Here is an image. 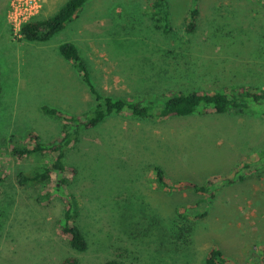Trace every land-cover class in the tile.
I'll list each match as a JSON object with an SVG mask.
<instances>
[{"label":"rangeland","instance_id":"rangeland-1","mask_svg":"<svg viewBox=\"0 0 264 264\" xmlns=\"http://www.w3.org/2000/svg\"><path fill=\"white\" fill-rule=\"evenodd\" d=\"M67 1L44 0L34 20L53 16ZM152 1L90 0L48 42L30 43L12 31L9 0H0V264H60L67 255L80 264L115 258L124 264H204L214 246L229 264H252L264 253V117L253 111L210 110L160 121L124 113L84 131L69 158L81 181L91 180L78 214L90 243L86 254L77 255L58 236L62 203L40 201L48 188L18 183L20 173L51 159H17L10 143L25 144L31 132L46 143L61 133V122L41 108L82 115L93 105L78 70L59 55L64 43L80 48L96 84L110 96L156 97L234 84L264 88V1L199 0L198 27L190 35L184 18L192 0H169L173 30L167 35L149 20ZM160 67L190 72L183 80H158ZM153 167L165 171L169 189L157 184ZM210 182L212 199L179 187ZM128 197L132 202L121 200ZM203 200L209 201L200 207L208 211L204 219L185 224L176 218V209ZM143 205L149 216L142 223L154 220L162 230L155 245L135 241L138 234L129 237L106 210L115 208L114 217L125 221Z\"/></svg>","mask_w":264,"mask_h":264},{"label":"trees","instance_id":"trees-1","mask_svg":"<svg viewBox=\"0 0 264 264\" xmlns=\"http://www.w3.org/2000/svg\"><path fill=\"white\" fill-rule=\"evenodd\" d=\"M89 1L68 0L53 16L42 20H32L24 24L21 29L23 40L30 43L48 42L73 21ZM252 1L261 2L264 0ZM147 15L156 30L161 31L165 35L173 30L169 0H153ZM199 18V0H192L184 18L186 33L189 35L195 33ZM59 55L78 70L80 78L93 99L92 107L82 115H66L58 109L43 106L41 109L44 114L61 122V133L52 141L45 143L40 136L31 132L25 137V144L11 142L10 150L17 159H25L31 156L49 157L51 159L49 165L20 173L17 178L18 183L20 186H45L48 190L41 193L40 201L44 203L54 199L62 203V208L56 216L57 234L67 242L70 249L77 255L86 254L90 249L88 236L78 223V214L81 205L80 200L83 197H90L87 195L85 188L87 186L86 182L91 180L81 181V174L73 163L74 159H70L69 156L73 157L71 152L74 148H78L85 133L84 131L95 129L107 119L124 113H129L140 120L154 121L174 117H188L194 114L205 115L210 110L219 115L241 114L246 113V111H253L264 117V88L262 87L234 84L212 91L184 88L182 91L179 89L171 93L160 92L156 97L137 96L131 99H124L110 96L101 91L92 76V69L87 65V60L89 59L82 55L80 48L74 43L67 42L60 45ZM161 70L164 75L157 78L154 73L152 78L154 76L158 80H183L185 74L190 72L188 68L182 69L180 75L179 70L173 72L166 68ZM146 77L150 83L152 79L149 76ZM1 93L2 81L0 72V96ZM152 171L157 184L163 190L169 189L170 179L166 177L165 171L160 167H153ZM54 177L57 178V181H54ZM78 185H81V187L78 188ZM214 186V182H210L202 185L183 183L179 187L195 193L210 194L209 199H212L215 195ZM78 189L80 190L79 193H77ZM42 198L45 199L42 200ZM130 199L128 197L121 200L132 202ZM205 202L209 201L203 200L195 204L181 206L175 210L176 218L185 224L191 220L204 219L208 211L200 207ZM106 210L109 213V218L129 237H134L135 234H138V237L133 238L135 241H143L152 245L162 241L163 238L160 233L162 230L158 228L154 220L142 223V219H146L145 217L149 216V214H144V211L148 210L146 206L143 205L137 208V210L143 211L142 213L141 211L130 212L132 218L130 217L129 220L125 221L114 217L115 208H112L111 211L108 208ZM189 232H192V227ZM204 258V264H229L222 250L217 246L212 247ZM60 264H80V259L74 255H67L61 259ZM105 264L124 263L115 258L106 261ZM252 264H264V253L261 252L256 255Z\"/></svg>","mask_w":264,"mask_h":264},{"label":"built area","instance_id":"built-area-1","mask_svg":"<svg viewBox=\"0 0 264 264\" xmlns=\"http://www.w3.org/2000/svg\"><path fill=\"white\" fill-rule=\"evenodd\" d=\"M44 0H9L7 19L15 34L21 36L24 24L39 15ZM22 37V36H21Z\"/></svg>","mask_w":264,"mask_h":264}]
</instances>
